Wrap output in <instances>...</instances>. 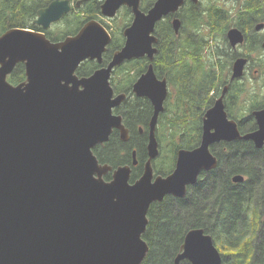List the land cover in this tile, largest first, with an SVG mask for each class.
Returning a JSON list of instances; mask_svg holds the SVG:
<instances>
[{"label":"water","instance_id":"water-1","mask_svg":"<svg viewBox=\"0 0 264 264\" xmlns=\"http://www.w3.org/2000/svg\"><path fill=\"white\" fill-rule=\"evenodd\" d=\"M182 2L156 0L143 12L140 0H104L102 16L111 18L125 5L133 19L107 67L83 78L75 74L79 64L100 62L110 42L97 20H88L75 35L58 42L29 29L10 28L0 35V264H140L147 251L140 236L150 203L166 194L182 196L185 184L213 168L209 145L242 139L264 146V108L252 112L256 130L241 136L223 110L224 88L204 113L200 146L180 149L175 172L152 183L157 118L168 89L149 65L132 85L134 96L148 99L153 109L144 174L129 185V168L124 166L110 182L102 180L110 167L98 164L93 149L107 142L113 129L122 141L129 138L120 116L112 114L125 95L113 97L110 74L125 61L143 56L152 61L155 24ZM70 10L68 0H53L37 12L34 24L47 29ZM173 25L177 30L178 21ZM227 39L235 46L243 37L230 30ZM20 63L25 81L12 85L6 77ZM244 64L243 59L234 62L231 80L243 75ZM182 249L175 264L185 257L191 264H219L211 238L201 229L189 231Z\"/></svg>","mask_w":264,"mask_h":264},{"label":"trees","instance_id":"trees-1","mask_svg":"<svg viewBox=\"0 0 264 264\" xmlns=\"http://www.w3.org/2000/svg\"><path fill=\"white\" fill-rule=\"evenodd\" d=\"M52 0H0V34L10 28L30 29L45 34L50 41L58 42L65 37L74 35L89 19H98L101 1L91 0L82 4L79 8H72L70 12L59 21L51 24L47 29L34 24L37 12L46 7ZM155 0H140V9L146 11ZM227 2V3H223ZM234 6L237 10L233 12ZM176 16L181 22V34L174 33L170 16L165 17L155 26V35L158 38L156 44L157 54L152 66L157 77H164L169 86V92L164 104V111L157 118V130L159 138L171 142L173 147H181L180 139L188 134L195 135L201 132L202 117L210 108L214 99L227 85L226 98L239 100L241 106L236 108L233 115L236 120L245 115L239 122L240 130L243 122L251 119L247 113L253 109L264 108V49L261 43L264 40V32L253 30L255 23L264 22V0H207L197 5L186 1L179 9ZM132 21L129 8L123 7L112 21V43L109 53L120 49L123 45L121 31ZM232 24L247 32L242 53L248 57L247 70L255 75L241 77L229 81L230 63L220 59L221 53L228 51L226 39L223 35L228 26ZM106 27H108L106 25ZM215 31L213 39L207 31ZM223 34V35H222ZM218 36V38H216ZM235 53L229 54L230 57ZM108 55V52H107ZM149 62L145 59H135L124 62L114 69L110 85L115 94L125 93L127 99L117 109L123 117L124 125L128 128L130 136L128 141H119L116 134H111L103 148L97 145L93 149L94 155L100 162L122 163L126 158L119 153V148L135 145L139 136L133 134L134 125L137 123L146 128L152 115V107L148 100L133 97L132 84L144 72ZM82 66L76 73L82 74ZM81 76V75H79ZM24 66L17 64L9 77L13 84L24 81ZM244 105V106H243ZM245 113H242V111ZM138 120V121H137ZM197 137L192 139L194 141ZM199 138V137H198ZM236 150L248 144L242 142L232 143ZM227 153L224 158L230 159L251 156V151H237ZM254 152H256L254 150ZM246 183L231 186L227 182L228 172L226 167L218 165L204 176L203 183L199 182L193 189V196L183 200H165L148 212V229L144 239L149 246V251L142 264H167L169 262V243L181 242L184 229L189 226L213 228L212 221L218 220L222 211L230 213L231 218L238 215V200H248L249 211L247 218L241 219L239 224L233 225L234 218H225L220 227L228 228L226 235L221 228L216 227L214 232L220 235V239L226 244L225 250L234 252L233 264H250L254 253V242L258 245L257 251L264 253V215L259 216L256 205L262 202L264 205V178L260 170L256 168L254 174L249 170V159L245 160ZM258 179V181H257ZM259 182V183H258ZM206 194L211 195L208 199ZM233 195L238 200L233 198ZM244 202V201H242ZM246 203V202H245ZM255 205L252 207V205ZM191 207V211L187 208ZM154 243V245H153ZM224 246L223 244H220ZM264 264V254L262 255ZM223 264H226L223 261Z\"/></svg>","mask_w":264,"mask_h":264},{"label":"flooded vegetation","instance_id":"flooded-vegetation-1","mask_svg":"<svg viewBox=\"0 0 264 264\" xmlns=\"http://www.w3.org/2000/svg\"><path fill=\"white\" fill-rule=\"evenodd\" d=\"M68 1L71 4V9H72L74 7L79 8L82 4H84L86 2H89L91 0H68ZM99 1H101V4H102L104 0H99ZM186 1H189L192 4L197 5L198 3H200V2L202 3V2H205L207 0H196V2H194L193 0H183L182 4L178 7V10L177 11H175L173 13H170V14H167L166 16L162 17V19H160L158 21V22H160L165 17L170 16L172 18V20H171L172 28H173V31H174V33L176 35L178 33L181 34V22H180V19L176 16V14L178 13L179 9L184 5V3ZM77 2H79L78 5H76ZM223 3H227V2H223ZM101 4H100V6H101ZM123 7L128 8L125 5L120 6V8L115 12V15L113 17H111V18H107V17L102 16L101 15V12L98 14V19H95V20H97L106 29V31L108 32V34L110 36V42L107 44L106 50L102 54V59H101L100 62H98L97 60L86 59V60L82 61L79 64V66L77 67V69L80 66H82V70H81L82 74H77L76 73L77 69H76L75 70V74L78 76V78L88 77L92 73H94L95 71H97L98 69L103 68V67H107L108 63L112 59L113 54L122 48L121 47L120 49H118L116 51H112L111 53H109V49H111L110 46H111V43H112V35H111L112 26H113L112 21L115 19V17L117 16L118 12L120 11V9L123 8ZM139 8H140V4H139ZM148 9H150V8H148ZM236 10H237V6H234L233 12H235ZM99 11H100V8H99ZM130 11H131V9H130ZM146 11H143V12H146ZM131 14H132V12H131ZM132 19H133V15H132ZM175 20H177L178 23H179V26H178L177 30H175L174 25H173V22ZM156 24H155V26H156ZM106 25L108 27H106ZM258 26H260V28L257 29ZM208 29L210 30V28L207 27V31L209 32V34L212 36V39H213V37H215L214 36L215 31H211L210 32ZM123 30L121 31V36L123 38V44H124V37L122 35ZM230 30H237L238 32L241 33V35L243 37L241 43H238L235 46H231L230 45L229 40L227 39V35H228V32ZM253 30L255 31V33H257V32H264V22H257V23H255ZM154 31H155V28H154ZM153 35L156 37V35H155L154 32H153ZM246 35H247V32L245 30H243L241 28H238V27H236V26H234L232 24H230L228 26V28L225 30V33L223 35L224 39H226V42H227L228 51L222 52L221 53V56H220V59H221V61L228 62L231 65V67H230V76H229V81L230 82L233 80V79L231 80V70H232L233 64H234L235 61H237L239 59L245 60V64L243 66V75H242V77L249 76L250 74L255 75V71H252L250 73L247 70L248 64H249L248 57H246L243 54H241L242 53V46L245 44V41H246ZM70 36H73V35H70ZM216 38H218V36H216ZM157 42H158V38L156 37V43L153 44V47L156 48L155 55L157 54V51H158L157 50V47H156ZM263 42H264V40L261 43V48L262 49H264V47L262 46L263 45ZM107 52H108V55H107ZM231 53H235L234 56L230 57L229 54H231ZM155 55H154V57H155ZM142 58H145L149 62V64L147 65V67L149 65H152V62H153L154 58H153L152 61H149L145 56H143L141 58H138V59H142ZM132 60H135V59H132ZM129 61H131V60H129ZM125 62H127V61H125ZM119 66H121V64ZM119 66H117V67H119ZM117 67H115V68H117ZM147 67L145 68V70H144L143 73L146 72ZM114 69L112 70V72L110 74V78H111V75H112ZM152 69H153V66H152ZM153 72H154V69H153ZM143 73H141L140 75H142ZM11 74H12V72L6 77V80L10 84L15 85V84L11 83L8 80ZM154 74H155V72H154ZM24 75H25V73H24ZM79 75H81V76H79ZM155 76H156V74H155ZM157 79L158 80H162V79H165V78L164 77H162V78L157 77ZM24 81H25V79H24ZM24 81H22V82H24ZM165 81H166V79H165ZM166 84H167V89H168V92H169V86H168L167 81H166ZM227 87H228L227 85L224 86V88H226V89H227ZM223 89L221 90L220 94L214 99V101L221 96V93H222ZM131 92H132V87H131ZM225 93H226V90H225ZM225 93L222 96V105H223V110H224V112L226 114L227 119L228 120H232V121H234L237 124V129H238L239 134L241 136L244 135V134H246V133H248V132L255 131L257 127H256L255 120H254V118L252 116V112L254 110H256V109H253V110H251L250 112L247 113V116L249 114H251L250 121L243 122L241 124L243 127H245L246 125H248V129L240 130L239 122L241 120H243V118H245V115H242L241 117H239L240 114H237L236 120H233V118H231L229 116V113L230 112H232L233 115H234V113L236 111V108L240 107V99L239 100H235V101L230 100V99H227ZM119 94H124L125 95V99L120 103L119 106H117V107H115V108L112 109V114L113 115H116V116H120L121 123L124 125L123 117H122V115L120 113H118L117 109H119L121 107V105L125 102V100L127 99V95L125 93H119ZM116 95H118V94H115L114 91H113V97H115ZM133 97H136V96H134V94H133ZM136 98H139V97H136ZM142 99L148 100L146 98H142ZM166 99H167V97H166ZM165 102H166V100H165ZM165 102H164V104H165ZM152 112H153V109H152ZM242 113H245V111L243 110ZM203 117H204V114H203ZM203 117H202V120H203ZM201 125H202V123H201ZM124 127H125V125H124ZM133 127L135 128L134 131H133V134L135 136H139L140 138H139L138 143L135 144V145L127 146L125 149L124 148H119V153L121 155H123V156H126L125 157L126 159L122 163H120L121 161L111 162V163H109V162H100L98 160V158L96 157L97 160H98V164L99 165H107V166L110 167V169L105 174H103L102 177H101L104 182H110L113 179V173H114V171L117 170L119 167H124V166H127L129 168V177H128V184L129 185H133L136 181H138L143 176L144 171H145V167H146V164H147V161L149 159V155H148V151H147L148 131H149V128H148V126L146 128L142 124L141 125L140 124L137 125V123ZM125 128L128 130L127 127H125ZM113 133L117 135L118 140L120 141L121 139L119 138V131L117 129H113L112 132H111V134H113ZM193 135L194 134H191V133H188V134L184 135L180 139V142L183 143L181 145V147H177V146L176 147H173L172 144H171V142H169L167 140H162V139L159 138L158 130H157V127H156L155 137H156V140H157V143H158V154H157V156L154 159H151V161H150V165H151V169H152V178H151V182L152 183L158 177L164 179V178L172 175L175 172V170H176V164H177V158H178V151L180 149H184V150H188V151H193V150L197 149L200 146V144H201V132L198 135L199 138L197 137V135H195V137H197V138L194 141H192V139L195 138V137L193 138ZM128 136H130L129 130H128ZM124 142H126V141H124ZM234 142H242V143L248 144L247 146H242L238 150L239 151H245L246 149H249L251 151V153H250L251 156H247V157H244L242 159H241V157H238V158L230 159L229 161L226 162L224 156L227 153H229V152L238 153L237 152L238 150H236V147L234 145H232V143H234ZM99 146L101 148H103L104 145L102 144V145H99ZM254 150L256 152H254ZM133 152H134V155H135V162L133 160ZM208 152L215 159V166L213 168L209 169V170H202V171H200L198 173V175L196 176V179H195L194 182L185 184L184 185L183 195L182 196H180V195H173V194H166L163 197L162 200H160V201H154V202H151L150 203V205L148 207V210L146 212V220H147V223H146V226H145V229H144L143 233L140 236V239L145 244V246L147 248V251H146V254H145V256L142 259V261H141L140 264H142L144 262V260H145V258L147 256V253L149 251V246H148L147 242L145 241V239L143 238L144 235H145V233H146V231H147V229H148V223H149L148 212H149L150 209H153L155 207V205H158L159 203L163 202L165 200V198H171L172 200H183L186 197H192L193 196V189H194V187H196L199 182L203 183L204 176L209 171L215 169L218 165H223V164L226 167V170L228 171L226 173V175H227V182L231 186H237L239 184L246 183L247 180H248V176H246L245 173H244V171H245V163L244 162L247 159H249V161H250V163H249V170L254 174V172H255V170L257 168L258 170H260L262 172L263 178H264V146H262L261 148H257L254 145L253 142L248 141V140H242V139H240V140H233V141H219V142H214L211 145H209ZM235 176H242L243 177V181L235 182L233 180V178ZM257 181H258V179H257ZM205 197L208 199V197H211V195L206 194ZM233 198L236 199V200H238L240 198V196H239V198H237L236 196L233 195ZM242 201H244V202H242ZM242 201L240 199V200H238V204L236 203V206L238 207L239 211H238V215H234L232 217V218H234V220L232 222L234 226L236 224L238 225L241 219L247 218V216L249 214V211H245L244 213H242V211L249 209V205L247 204L248 203V200L243 198ZM253 206H255V205L253 204L252 207ZM256 207H257L258 215L259 216H262L264 214V205H263V203L262 202H259L256 205ZM187 209L191 211V207H189ZM226 217L230 219L231 218V215H230L229 212L223 210L221 216H218L217 217L218 220L212 221V224H213V228L212 229H210L208 227H207V229H204L202 227H193L192 225L189 226V227H186L184 229V235L182 237L181 242H178V243L175 244V241H172V240L170 241V243H169V249H170L169 262L167 264H175V260H176L177 256L180 255L183 252L182 245L184 244V239H185L186 235L189 233V231L194 230V229H201V230H203V235L209 236L211 238L212 245L214 246V248L217 250V252L219 254V264H223V261L226 264H233L234 263V260H233V254H234V252H229L228 250L227 251L225 250V247L226 246H229L230 244H226V243L222 242V241H225V239H223V238L220 239V235H218L217 232H214V229L216 227L221 228L220 227L221 222ZM221 230L223 231V233L225 235L227 233H229V227L228 228H221ZM220 244H223L224 246H221ZM153 245H154V243H153ZM252 246H253L254 253L252 254V258H251L250 264H258V262H262L263 261L261 257H262V255L264 253L261 255L257 251L258 245L255 242H254V244H252ZM177 264H191V261L188 258L185 257V258L180 259Z\"/></svg>","mask_w":264,"mask_h":264},{"label":"rangeland","instance_id":"rangeland-1","mask_svg":"<svg viewBox=\"0 0 264 264\" xmlns=\"http://www.w3.org/2000/svg\"><path fill=\"white\" fill-rule=\"evenodd\" d=\"M239 49V48H238ZM240 51V50H239ZM264 94V92H262L261 94H260V96H262ZM242 104H241V102H240V106H241ZM244 106V105H243Z\"/></svg>","mask_w":264,"mask_h":264},{"label":"bare ground","instance_id":"bare-ground-1","mask_svg":"<svg viewBox=\"0 0 264 264\" xmlns=\"http://www.w3.org/2000/svg\"><path fill=\"white\" fill-rule=\"evenodd\" d=\"M109 81H110V78H109ZM113 109V108H112ZM264 215V214H263Z\"/></svg>","mask_w":264,"mask_h":264}]
</instances>
